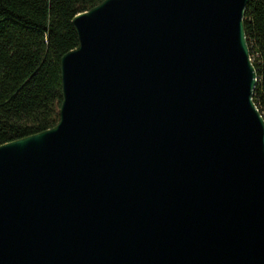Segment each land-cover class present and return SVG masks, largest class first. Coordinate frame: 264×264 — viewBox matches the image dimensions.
I'll return each instance as SVG.
<instances>
[{
    "label": "water",
    "instance_id": "water-1",
    "mask_svg": "<svg viewBox=\"0 0 264 264\" xmlns=\"http://www.w3.org/2000/svg\"><path fill=\"white\" fill-rule=\"evenodd\" d=\"M247 2L72 18L57 123L0 144V264H264Z\"/></svg>",
    "mask_w": 264,
    "mask_h": 264
},
{
    "label": "trees",
    "instance_id": "trees-1",
    "mask_svg": "<svg viewBox=\"0 0 264 264\" xmlns=\"http://www.w3.org/2000/svg\"><path fill=\"white\" fill-rule=\"evenodd\" d=\"M102 0H0V144L54 126L60 59L78 44L72 18ZM244 29L264 118V0H248Z\"/></svg>",
    "mask_w": 264,
    "mask_h": 264
}]
</instances>
